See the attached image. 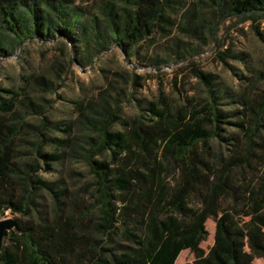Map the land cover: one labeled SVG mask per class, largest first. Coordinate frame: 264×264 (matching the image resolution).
Returning <instances> with one entry per match:
<instances>
[{
  "label": "trees",
  "instance_id": "trees-1",
  "mask_svg": "<svg viewBox=\"0 0 264 264\" xmlns=\"http://www.w3.org/2000/svg\"><path fill=\"white\" fill-rule=\"evenodd\" d=\"M87 1L0 0V57L28 40L68 38L78 63L86 66L114 44L139 54L145 39L156 33L170 37L176 28L199 45H224L219 31L228 20L250 22L264 40V0H95L91 8ZM185 44L186 51L195 48ZM220 56L226 60L234 53L227 48ZM165 61L150 60L157 66ZM191 70L206 97L187 95L177 104L160 90L127 117L128 89L116 77L97 93L75 99L76 117L66 122L29 119L42 114L44 105L29 91L7 89L12 96L0 102V220L7 211L21 218L19 228L4 235L0 264L264 259V88L254 92V80L228 89L214 73L197 65ZM142 79L136 75L134 83L141 86ZM27 81L54 85L42 74ZM227 98L233 109L222 107ZM68 160L89 166L91 201L71 193L61 177L39 174L41 161L50 170ZM41 191L51 196L50 210L41 208ZM209 218L216 221L215 240L206 250L201 243ZM185 249L194 253L193 262L176 263Z\"/></svg>",
  "mask_w": 264,
  "mask_h": 264
},
{
  "label": "rangeland",
  "instance_id": "rangeland-1",
  "mask_svg": "<svg viewBox=\"0 0 264 264\" xmlns=\"http://www.w3.org/2000/svg\"><path fill=\"white\" fill-rule=\"evenodd\" d=\"M94 1L83 3L91 8ZM254 29L250 22L235 23L228 20L219 31L224 45H217L215 40L199 45L200 41L190 40L176 28L170 37H161L156 33L145 39L139 54L129 53L114 44L86 66L78 63L76 47L68 38L47 42L28 40L13 54L0 57V102L12 96L7 89L19 90L23 94L29 91L36 101L44 105L42 114H30L29 119L39 122L47 116L66 122L76 117L73 102L75 99L87 98L97 93L108 81L116 77L118 82L128 89V95L123 101V114L127 117L139 113V104L145 105L147 101L156 99L160 90L177 104L184 103V97L187 95L206 97L204 83L191 70L194 65L214 73L221 87L239 90L248 87L255 80L254 85H251L253 91L260 92L264 88V40ZM260 30L264 33V22H261ZM186 41L192 43L195 48L184 50ZM227 48L232 50L234 56L223 60L220 52ZM151 59L166 61L157 66L150 62ZM31 74L45 75L54 81V85L48 88L36 82L30 84L27 77ZM136 75L143 76L141 86L134 83ZM235 105L231 98H227L222 107L233 109ZM117 127L121 125L118 124ZM57 133L63 134L60 131ZM26 146L30 144L24 142L23 147ZM41 166V176L51 180L61 177L63 186L71 193H78L85 197L84 200H92L93 196L87 183L93 179V174L85 161L68 160L61 165L56 164L50 170H45L43 161ZM263 173L262 169L259 174ZM40 193L38 198L42 203L41 208L50 210V194L46 191ZM4 218L19 219L21 215L7 211L2 219ZM206 227L207 238L201 245L209 250L215 240L216 221L209 218ZM6 238L7 236H4L3 243ZM193 260L194 253L185 249L176 263H192ZM255 263L264 264V259L257 258Z\"/></svg>",
  "mask_w": 264,
  "mask_h": 264
},
{
  "label": "water",
  "instance_id": "water-1",
  "mask_svg": "<svg viewBox=\"0 0 264 264\" xmlns=\"http://www.w3.org/2000/svg\"><path fill=\"white\" fill-rule=\"evenodd\" d=\"M19 228V223L16 218H4L0 220V247L7 230Z\"/></svg>",
  "mask_w": 264,
  "mask_h": 264
}]
</instances>
